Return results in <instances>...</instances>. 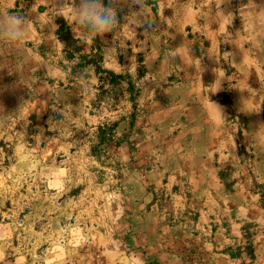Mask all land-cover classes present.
<instances>
[{"label":"rangeland","instance_id":"obj_1","mask_svg":"<svg viewBox=\"0 0 264 264\" xmlns=\"http://www.w3.org/2000/svg\"><path fill=\"white\" fill-rule=\"evenodd\" d=\"M63 3L0 0L35 63L0 70V264H264V0H145L140 25L121 0L93 39L44 26Z\"/></svg>","mask_w":264,"mask_h":264},{"label":"clouds","instance_id":"obj_2","mask_svg":"<svg viewBox=\"0 0 264 264\" xmlns=\"http://www.w3.org/2000/svg\"><path fill=\"white\" fill-rule=\"evenodd\" d=\"M132 2L140 5V11L135 12L136 16L129 18V23L140 25L143 22L150 21L151 18L144 11L145 0H132ZM119 3H121V0H78V3L74 6L72 0H64L63 5L60 7L47 8L44 26L48 25L54 31L57 27L54 19L61 16L67 23L71 22L73 29L80 30L83 35L93 39L96 35H102L113 29V25L116 24L115 16ZM138 17H143V20L138 19ZM31 19L11 8L0 9V70L7 68L10 73H18L20 81L29 79L30 75L25 72L26 66H35L33 50L27 43L31 35L29 28ZM260 21L264 23V16L260 17ZM254 38L260 46L264 42V35L258 32H254ZM108 50L110 48L106 49V51ZM113 59H115V56ZM213 71L216 78L208 87L215 86V92H217L221 88L225 75L219 74L223 72L220 67L215 68ZM59 78L58 76L57 79ZM208 103L213 105L219 117L224 119L222 109L217 104L210 102L209 98ZM261 128H264V126H261ZM71 146L69 144V147Z\"/></svg>","mask_w":264,"mask_h":264}]
</instances>
